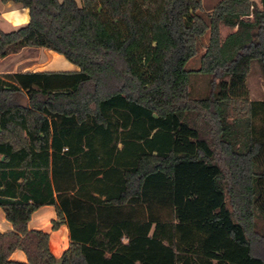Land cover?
Here are the masks:
<instances>
[{
	"label": "trees",
	"instance_id": "trees-1",
	"mask_svg": "<svg viewBox=\"0 0 264 264\" xmlns=\"http://www.w3.org/2000/svg\"><path fill=\"white\" fill-rule=\"evenodd\" d=\"M11 1L29 20L0 31V58L42 47L78 70L0 75V264H264L248 236L264 220V100L246 86L252 61L264 70V7L220 0L206 21L201 0ZM207 31L198 72L227 79L192 100L184 66ZM43 205L68 229L58 258L27 227Z\"/></svg>",
	"mask_w": 264,
	"mask_h": 264
},
{
	"label": "crops",
	"instance_id": "crops-1",
	"mask_svg": "<svg viewBox=\"0 0 264 264\" xmlns=\"http://www.w3.org/2000/svg\"><path fill=\"white\" fill-rule=\"evenodd\" d=\"M79 3V0H76ZM220 1V0H219ZM17 12L18 17L11 14ZM26 15L29 20L27 8L14 1L2 2L0 0V31L8 32L26 23L19 22ZM78 67L69 62L63 55L42 47H23L15 53L0 58V75L4 73L27 71H77ZM56 218L55 208L52 205H43L35 210L27 223L28 229H39L49 234V249L55 257H60L68 247L69 233L66 224L52 230L51 221ZM12 230L11 223L5 218L0 208V232ZM9 258L13 261L26 262V255L21 249H15Z\"/></svg>",
	"mask_w": 264,
	"mask_h": 264
},
{
	"label": "rangeland",
	"instance_id": "rangeland-1",
	"mask_svg": "<svg viewBox=\"0 0 264 264\" xmlns=\"http://www.w3.org/2000/svg\"><path fill=\"white\" fill-rule=\"evenodd\" d=\"M219 0H201V9L196 13L202 16L206 21H209V15L213 6ZM258 4H260V0H254ZM209 32L207 31L202 37L199 38L197 42V53L190 58L184 68L189 72L188 79V87L187 93L188 98L192 100H201L208 98L212 93L217 91L218 83L221 80L227 79V77H223L220 72H216L215 74H204L198 72L200 67V59L203 53L205 52L206 46L208 44ZM246 86L248 89V99L249 100H264V70L261 68L260 64L257 61H252L250 63L249 71L246 77ZM238 111L234 112L231 110V117L240 116V102L237 103ZM194 114L197 113L193 118L199 122V127L201 128L202 133L209 140L214 142L217 140L216 127L214 126V122L207 123L202 122V116L199 115L197 110H193ZM253 124L260 128L264 127V124L261 123L258 119L253 121ZM216 157L219 158V164L222 166L225 172H227L226 167L223 162V154L220 152L218 146L214 147ZM237 200L232 192L226 189V204L230 211L234 214L236 219H239V211L236 204ZM167 216H164L166 218ZM169 218V216H168ZM263 234H264V220L255 215L251 221V225L248 227V236L252 242L253 252L259 256L264 255V242H263Z\"/></svg>",
	"mask_w": 264,
	"mask_h": 264
},
{
	"label": "clouds",
	"instance_id": "clouds-1",
	"mask_svg": "<svg viewBox=\"0 0 264 264\" xmlns=\"http://www.w3.org/2000/svg\"><path fill=\"white\" fill-rule=\"evenodd\" d=\"M11 15L14 16V17H18L19 16V14L17 12H13ZM27 19H28V17H27L26 12H25V15L23 16V18L21 20H19V22L26 23Z\"/></svg>",
	"mask_w": 264,
	"mask_h": 264
},
{
	"label": "water",
	"instance_id": "water-1",
	"mask_svg": "<svg viewBox=\"0 0 264 264\" xmlns=\"http://www.w3.org/2000/svg\"><path fill=\"white\" fill-rule=\"evenodd\" d=\"M260 5L264 7V0H260Z\"/></svg>",
	"mask_w": 264,
	"mask_h": 264
}]
</instances>
